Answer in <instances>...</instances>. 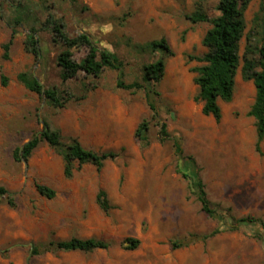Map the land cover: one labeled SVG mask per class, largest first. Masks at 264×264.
<instances>
[{
    "label": "rangeland",
    "instance_id": "1",
    "mask_svg": "<svg viewBox=\"0 0 264 264\" xmlns=\"http://www.w3.org/2000/svg\"><path fill=\"white\" fill-rule=\"evenodd\" d=\"M218 2H204L211 19L220 15ZM261 4L254 0L247 10V33ZM196 10L195 0H0V188L16 204L0 197V264H264L258 228L242 227L190 243L220 225L203 211L190 182L178 173L176 138L185 157L196 160L215 210L235 220L264 221V143L261 155L256 121L249 116L256 88L240 70L234 99L220 102L222 120L203 114L192 72L202 64L190 57L207 53L203 39L211 24L192 23L188 17ZM17 19L21 26L16 27ZM59 25L69 38L88 34L99 48L117 56L127 84L144 83L145 66L162 57L148 45L168 40L174 56L167 58L158 85L160 118L169 132L165 142L144 91L119 88L118 71L63 80L58 60L67 47L56 31ZM15 28L10 60H5L4 45ZM32 33L40 41V57L27 49ZM246 45L245 38L242 56ZM72 52L79 63L88 54L85 47ZM22 73L58 90L66 106L56 108L29 91L18 79ZM146 119L152 122L151 144L143 147L136 131ZM45 124L60 131L65 144L77 138L89 150L114 151L120 157L101 171L86 165L72 178L65 176L63 156L46 142L28 161L17 160L16 152L40 135ZM38 185L50 187L56 197L42 196ZM101 190L114 207L109 213L97 202ZM72 238L111 246L92 253L45 252L49 243ZM129 238L140 240L138 249H125ZM175 243L185 246L175 249Z\"/></svg>",
    "mask_w": 264,
    "mask_h": 264
},
{
    "label": "trees",
    "instance_id": "2",
    "mask_svg": "<svg viewBox=\"0 0 264 264\" xmlns=\"http://www.w3.org/2000/svg\"><path fill=\"white\" fill-rule=\"evenodd\" d=\"M197 10L188 18L194 24L210 23L211 28L203 39V45L207 53L203 56H191V61L201 63V66L192 69L196 74L195 83L199 88L196 101L203 104V114L214 117L218 122L222 120L223 111L220 102L230 103L234 99L236 91V80L239 71H242L246 81H253L256 88V99L252 106L249 116L256 121L257 144L256 150L263 155L264 143V0H262L260 11L253 20V27L247 33L246 13L250 4L254 0H219L217 10L220 15L211 19L204 10L206 0H195ZM16 27L22 25V20L17 19ZM63 26H56V31L63 39L67 50L59 57V66L63 70L62 78L69 81L77 78L80 73L87 76L100 78L102 74L110 69L119 72L118 87L128 91H144L146 102L152 112L154 121L161 127V141L165 142L169 138L168 126L162 123L158 101L161 93L158 85L162 82L166 74L167 58L174 56V52L166 38L151 42L148 45L154 53H160L162 57L151 64L145 66L144 83L127 84L124 81V64L117 56L108 50L99 48L88 34H82L78 38L71 39L62 31ZM17 30L15 28L11 40L4 45V59L10 60L11 48L14 44ZM246 38L247 45L245 53L241 55L242 42ZM85 47L88 50L86 58L82 62L73 59L75 48ZM27 49L36 57H40L41 47L35 33L28 36ZM19 81L31 92L44 97L49 104L56 108H64L65 100L56 89H46L43 84L29 73H22L18 77ZM8 84V79L3 77V85ZM152 122L144 120L136 131V138L143 147L151 144L150 130ZM43 142L48 143L60 155L65 162V176L72 178L77 169L86 165H93L101 171L108 161L116 160L120 157L118 152L109 151L99 153L85 148L77 138H70L69 143L63 142L60 131L52 130L45 124L44 131L35 136L22 149H19L15 158L17 160H29L34 152ZM176 155L178 157L177 171L187 179L194 194L202 205L203 211L211 218L219 222V227L211 234L193 237L192 241H207L223 232H235L242 227L258 228L256 236L264 241V221L255 217H244L238 220L229 215L221 214L215 210L208 198L206 185L200 175V168L192 157H185L184 150L179 139H174ZM39 193L48 199H54L56 192L48 186L38 185ZM7 196L9 205L15 207L13 195L5 188H0V197ZM97 202L101 209L109 213L114 207L110 202L106 191L101 190L97 197ZM141 242L138 239L129 238L124 247L127 250H136ZM111 244L96 239L72 238L67 241L51 242L46 246L45 252L52 250L62 252H85L92 253L97 250H106ZM185 244L175 243L173 247L179 249ZM34 254L40 252L35 249Z\"/></svg>",
    "mask_w": 264,
    "mask_h": 264
}]
</instances>
